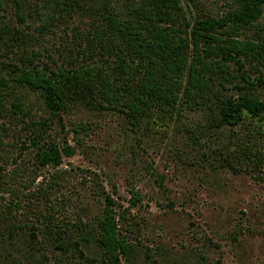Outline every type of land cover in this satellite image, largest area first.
Segmentation results:
<instances>
[{"label": "rangeland", "instance_id": "1", "mask_svg": "<svg viewBox=\"0 0 264 264\" xmlns=\"http://www.w3.org/2000/svg\"><path fill=\"white\" fill-rule=\"evenodd\" d=\"M180 2L187 18L220 16L238 6L236 0ZM60 7L58 0H2L1 24L22 31L10 28L0 38V67L21 49L49 68L100 59L92 52L81 58L76 50L99 26L96 15ZM263 28L264 4L240 36ZM241 73L255 79L264 76V66L245 63L221 89L235 95L236 85H247ZM253 89L264 96L263 85ZM203 118L197 106H185L179 119H151L152 125L135 128L112 109L52 111L40 91L10 83L0 114V220L28 227L17 228L15 239L0 238V264H108L92 240L69 235L59 247L41 234L44 222L78 215L93 222L106 194L132 245L121 264H264L263 126L248 116L221 127ZM49 142L74 150L57 165H43L37 147ZM241 142L253 145L257 156ZM37 213L43 217L33 218ZM28 231L37 237L27 239Z\"/></svg>", "mask_w": 264, "mask_h": 264}, {"label": "trees", "instance_id": "2", "mask_svg": "<svg viewBox=\"0 0 264 264\" xmlns=\"http://www.w3.org/2000/svg\"><path fill=\"white\" fill-rule=\"evenodd\" d=\"M58 1L64 5L60 7L63 12L79 6L96 15L99 26L90 37L86 33L85 48L76 50L81 58L92 52L99 53L100 59H75L70 65L49 68L32 62L24 49L14 50L11 61L0 67V114L6 87L15 83L40 91L43 104L52 111L66 112L81 105L112 109L135 128L152 125L151 119H179L185 106H197L208 125H233L248 116L256 118L264 129V96L253 91L258 84L264 86V76L249 79L241 73L247 85H236L239 90L235 95L221 89L233 80V70L241 69L245 63L255 69L264 66V28L254 37L240 36L241 28L259 16L264 0H236L238 6L220 16L192 18L186 17L180 0ZM16 14L22 18L17 9ZM10 28L15 30L12 33L21 34V29L3 25L0 20V38ZM80 126L78 122L72 130ZM241 144L253 157L257 156L253 145ZM37 148L41 164L53 166L60 163L62 155L74 150L67 143L51 142ZM103 199V207L93 222L79 215L62 224L44 222L41 234L48 243L54 240L59 247L64 246L62 239L69 235V240H92L106 263L121 264V257L127 258L132 245L118 223L120 216L112 210L111 197L106 194ZM38 215L43 217L37 213L33 218ZM22 227L28 226L0 220V238L15 239V230ZM36 234L28 231L26 238L35 239Z\"/></svg>", "mask_w": 264, "mask_h": 264}]
</instances>
